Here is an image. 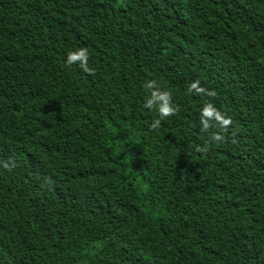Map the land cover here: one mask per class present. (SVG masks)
I'll return each mask as SVG.
<instances>
[{
	"label": "trees",
	"instance_id": "16d2710c",
	"mask_svg": "<svg viewBox=\"0 0 264 264\" xmlns=\"http://www.w3.org/2000/svg\"><path fill=\"white\" fill-rule=\"evenodd\" d=\"M0 162V264H264V0H0Z\"/></svg>",
	"mask_w": 264,
	"mask_h": 264
},
{
	"label": "clouds",
	"instance_id": "9594fccd",
	"mask_svg": "<svg viewBox=\"0 0 264 264\" xmlns=\"http://www.w3.org/2000/svg\"><path fill=\"white\" fill-rule=\"evenodd\" d=\"M89 51L87 47H75L68 50L65 56V64H75L79 69L86 73H92L94 69L89 66ZM143 88L149 90V94L143 100V106L146 109H155L157 118L149 123V127L156 129L166 117L172 115L176 108L171 102V93L167 89H161L156 86L154 80H147L142 84ZM186 92L194 95H203V97H213L215 90L205 88L199 79L191 80L186 86ZM199 127L202 133H208L212 142H222L225 139L224 133L231 124V117L218 110L211 100L205 99L199 108ZM211 130V131H210ZM201 152L207 151V142L198 146ZM4 168H8V162H0Z\"/></svg>",
	"mask_w": 264,
	"mask_h": 264
}]
</instances>
